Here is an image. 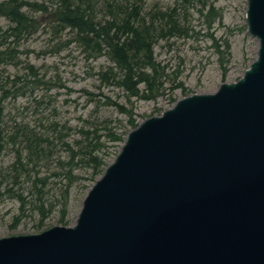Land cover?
<instances>
[{"label":"water","instance_id":"95a60500","mask_svg":"<svg viewBox=\"0 0 264 264\" xmlns=\"http://www.w3.org/2000/svg\"><path fill=\"white\" fill-rule=\"evenodd\" d=\"M256 59L126 137L76 224L0 239V264H264V0Z\"/></svg>","mask_w":264,"mask_h":264},{"label":"rangeland","instance_id":"374dc122","mask_svg":"<svg viewBox=\"0 0 264 264\" xmlns=\"http://www.w3.org/2000/svg\"><path fill=\"white\" fill-rule=\"evenodd\" d=\"M23 1L49 5V0ZM203 1L213 3L216 9L213 14L220 15V18L209 29L205 19L198 12L199 4H196L194 8L179 2V5H183L188 12L185 28L189 35L161 41L155 47L156 60L164 71V87L159 95L154 93L156 96L152 100L139 97L129 98V93L124 89L106 84L105 79L99 73L106 72V69L112 66L109 61L106 58L87 59L83 51L72 42L69 32H55L56 28L50 24L47 14L37 15L40 22L39 31L21 44L19 48L22 53L19 55L21 65L0 66V84L5 82L6 78L9 77L12 80L15 76L23 79L20 85L34 81L35 77L23 70L24 65H32L37 72L36 79H40L43 83V86L34 94L37 98L44 96V103L38 110L43 114L38 118L47 119V124L53 121H69L73 131L78 129L76 127L80 125L79 119L93 118L95 122L99 118L100 121H108L110 125L105 126L117 134H129L132 127L128 115L120 113L116 108H101L106 97L121 104L127 110L133 111L136 124H141L146 119L160 116L164 111L173 108L179 99L195 94L215 93L223 83L238 81L256 59L259 42L248 32L247 0ZM148 3L151 8L154 4L168 8L173 5L174 0H149ZM179 12L185 15L184 11L179 10ZM9 27V22L0 17V30L4 31ZM225 42L229 43L230 49L225 55L220 56L216 46L220 47ZM178 83L183 84L185 91L175 87ZM26 85L35 87L30 84ZM8 86L10 87L11 83ZM84 91L91 92L93 96H87ZM92 99L95 102H91ZM4 106L6 108L5 120L9 125L13 123V119L17 122L22 118L23 122L32 125L37 118L31 114L34 103H30V100L26 98L14 101L9 99ZM53 111H56L57 119L52 117L55 114ZM100 128L102 129L101 126ZM106 134L105 131L99 134L104 135L103 143L107 141ZM123 144H116V146L107 144L109 149H104L105 153L102 152L105 155L107 167L116 159ZM59 156L65 161L68 154L63 153ZM13 160L14 154L11 150L0 154L2 175L11 174L10 167ZM56 172L54 165L48 172L45 169L41 170L39 177L47 178V185L43 189L44 195L40 201L36 200L32 194L33 189L30 182H26L24 178L18 179L16 184H12L10 179L6 180L7 190L25 198V204L23 210L20 211V202L16 198L5 196L2 199L0 202V239L9 236L34 235L54 226L72 227L76 224L84 199L89 192L87 188L91 189L95 184L90 181L91 171L80 173L81 180L73 186L69 193L65 216H63L61 206L64 199L65 182H59L57 178L50 176L51 173ZM55 203L58 205L51 209L49 205ZM40 204L44 205L43 212L37 209Z\"/></svg>","mask_w":264,"mask_h":264},{"label":"trees","instance_id":"16d2710c","mask_svg":"<svg viewBox=\"0 0 264 264\" xmlns=\"http://www.w3.org/2000/svg\"><path fill=\"white\" fill-rule=\"evenodd\" d=\"M148 2L149 0H49V5H46L23 0H2L0 17L5 18L10 27L0 30V66L21 65V44L39 31L37 15L47 14L50 24L56 28L55 32H69L72 42L83 51L87 59L106 58L109 61L112 66L106 67V72L99 73L106 84L124 89L129 93V98L152 100L164 87V71L156 60L155 47L161 41L189 35L185 28L188 12L179 2L194 8L199 4L198 12L209 29L220 15L213 14L216 11L213 3L203 0H174L173 5L168 8L159 7L157 4L151 8ZM179 10L184 11L185 15ZM222 45L216 46L220 56L230 49L229 43ZM222 48L226 50L222 51ZM23 70L35 77L34 81L20 85L23 79L15 76L12 80L6 78L0 84V154L6 150H11L14 154L11 174L4 176L0 171V202L5 196L14 197L20 202V211L23 210L25 198L13 194L5 186L6 180L10 179L12 184H16L21 178L30 182L32 194L40 201L47 178H40L39 174L42 169L48 172L54 165L57 172L50 176L57 178L59 182H65L61 205L65 216L69 193L81 180L80 173L91 171L90 181L96 183L107 167L105 155L102 153L106 152L104 149H109L107 144L121 145L128 134H117L105 126L110 125L108 121H100L99 118L95 122L93 118L79 119L80 125L74 131L69 121H53L47 124V119L38 118L43 114L38 110L44 103V96H34L43 83L36 79L37 72L32 65H24ZM26 84L35 87H28ZM175 87L184 89L182 83ZM84 92L89 97L93 96L91 92ZM19 98H26L34 103L31 114L37 118L32 125L23 122V118L17 122L13 119L10 125L5 120L4 104L9 99L14 101ZM104 101L101 108H116L120 113L129 116L132 130L140 125L136 124L133 111L127 110L109 97ZM91 102L95 101L92 99ZM52 117L57 119V114ZM101 131L107 132V141L104 143V135H99ZM63 153L68 154L65 161L59 156ZM56 205L58 203L49 206L53 209ZM43 206L40 204L37 209L43 212Z\"/></svg>","mask_w":264,"mask_h":264}]
</instances>
